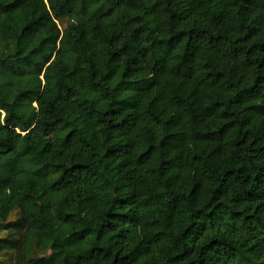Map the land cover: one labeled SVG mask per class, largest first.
I'll return each instance as SVG.
<instances>
[{
	"label": "trees",
	"instance_id": "trees-1",
	"mask_svg": "<svg viewBox=\"0 0 264 264\" xmlns=\"http://www.w3.org/2000/svg\"><path fill=\"white\" fill-rule=\"evenodd\" d=\"M30 76L0 264H264V0H0V85Z\"/></svg>",
	"mask_w": 264,
	"mask_h": 264
},
{
	"label": "rangeland",
	"instance_id": "rangeland-1",
	"mask_svg": "<svg viewBox=\"0 0 264 264\" xmlns=\"http://www.w3.org/2000/svg\"><path fill=\"white\" fill-rule=\"evenodd\" d=\"M42 82V78L37 76H30L25 78L22 82H5L0 85V98L8 103L13 112L18 116L19 121L23 124L32 123L33 111L26 105L25 101L20 99V93L34 85ZM34 256H48L39 242L33 246Z\"/></svg>",
	"mask_w": 264,
	"mask_h": 264
}]
</instances>
